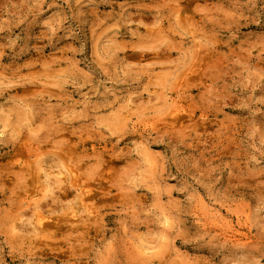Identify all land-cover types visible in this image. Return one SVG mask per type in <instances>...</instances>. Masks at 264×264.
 <instances>
[{
	"label": "rangeland",
	"instance_id": "1",
	"mask_svg": "<svg viewBox=\"0 0 264 264\" xmlns=\"http://www.w3.org/2000/svg\"><path fill=\"white\" fill-rule=\"evenodd\" d=\"M164 5L0 0V232L41 237L30 253L0 244V264H74L59 238L75 231L92 249L81 264L106 249L112 264H264V0L238 23L202 21L232 0ZM85 153L104 163L83 182L93 214L75 220L59 181ZM33 161L51 226L33 216Z\"/></svg>",
	"mask_w": 264,
	"mask_h": 264
},
{
	"label": "clouds",
	"instance_id": "2",
	"mask_svg": "<svg viewBox=\"0 0 264 264\" xmlns=\"http://www.w3.org/2000/svg\"><path fill=\"white\" fill-rule=\"evenodd\" d=\"M176 0H165L164 6H170L174 4ZM246 0H232V10L229 13L228 11H224L223 16L220 15L222 9L217 7L216 5H205L206 11L204 15L202 16V21L207 23H217L221 19L229 20V21H235L239 22V19L245 18L243 17V13L241 9L245 6ZM175 23L177 27H181L179 20H175ZM230 27L231 25H227ZM180 33L177 32L176 35H179ZM196 35H199L197 32ZM258 47H261V57L264 58V44L258 45ZM242 51H246L248 53V56H251V49H242ZM234 63H240L241 61L239 59L233 61ZM191 60H189V64L185 65V68L190 67ZM184 71V68H181L179 71L176 72L177 79L181 78V72ZM254 75L259 78V80H264V69L254 72ZM135 123L139 124L141 121L138 119L135 121ZM7 127H10V125H7L4 131H0V135H3L4 132L7 131ZM117 135H120L121 133H114ZM264 143V141H262ZM261 158L264 159V153H261ZM253 160L256 158L253 156ZM124 162L128 164L129 166H134L136 168H139L142 164V161L138 159L137 154L135 153V149L132 148L129 150V152L124 154ZM103 161L101 159V156L99 153H96L94 155H88L84 154L78 158H72L69 160L70 168L65 173V180L63 183H65L70 189L73 187H79L80 189H84V181L95 179L96 177L93 175H90V171H94L96 174H100V169L103 166ZM259 163V161H257ZM81 165H85L84 169L81 170ZM102 178V176H101ZM113 186H118L116 182L113 183ZM121 190L122 186H121ZM87 192L84 191L82 195H86ZM80 199V197H78ZM81 204H83L82 199L80 200ZM87 208V206H84ZM91 215V213H88ZM71 215H75L77 217L80 216V213L73 212ZM83 223V221H79L77 224H73V228H78L79 224ZM127 235V234H126ZM0 236H3V240H0V244L6 245L8 247H13L14 250H20L25 252H31L34 249V241L36 239H39L41 237H38L36 235H32L31 238L26 237L23 235L18 229H14L11 226L7 227L5 231L0 232ZM82 234L79 231L73 232L69 237L61 236L59 239L66 240L69 247L73 250L74 254L76 253L77 249H80L79 253L76 255V259L74 264H81V257H87L88 252H91L92 249L86 245L85 243H82L81 240ZM51 238V237H49ZM74 241V242H73ZM85 247H88V252L83 251ZM112 255L111 250H105V256L108 257L102 262H98V264H112V261L110 259Z\"/></svg>",
	"mask_w": 264,
	"mask_h": 264
},
{
	"label": "bare ground",
	"instance_id": "3",
	"mask_svg": "<svg viewBox=\"0 0 264 264\" xmlns=\"http://www.w3.org/2000/svg\"><path fill=\"white\" fill-rule=\"evenodd\" d=\"M35 162L34 161L31 162L30 163V166H29V164H27L30 167V170L32 172V174H31L32 175L31 199H33L34 202H35V205L33 204L34 205L33 210H32V208H31V210L34 213L33 216L35 218V223H36V226L37 227L38 226L39 227H46L47 225L48 226H51L50 223L46 219V213H43L40 210V202H39V199L43 198V196H45L43 194L49 192V190L51 188H53V186L50 183V180H49L50 178L47 181V175H48V173H47V175L45 174L46 172H45L43 166L39 165L38 164L39 162H37V163H35ZM41 163H43V162H41ZM65 178H66V176H65L64 173L61 174L60 181H59V178H57L58 181H59V184H60L59 186L61 187V188H58V189H59V191H61L62 200L64 201V203H66L65 207L67 206V208L70 209L72 211V213L73 212L80 213L81 212V208H83V211H84V214L83 213H80V216L79 217L73 215V218L75 220H80L83 215H89L88 213L93 214L94 211L90 207L91 205L89 206L87 204V200L90 198V195L88 193L86 195H82V193L84 191H86V189H80L79 187H73V188L70 189L65 183H63V181L65 180ZM58 181H54V182L56 183ZM49 183L52 186L51 188H49ZM54 185H56V184H54ZM56 188H57V186H56ZM51 190H53V189H51ZM50 192H52V191H50ZM53 192H55V191H53ZM53 195H55V194H53ZM46 196H48V195H46ZM78 197H80V199H78ZM81 199L83 201V204H81V202H80ZM85 205L87 206V208L84 207ZM31 210H30V212H31ZM53 210L55 211V209H53ZM53 210H52V212H54ZM31 216H32V214H31ZM71 224H73V223H71ZM44 231H46V230H44Z\"/></svg>",
	"mask_w": 264,
	"mask_h": 264
}]
</instances>
